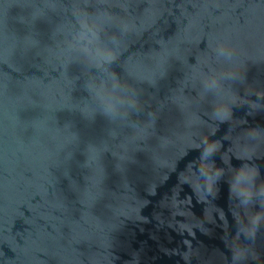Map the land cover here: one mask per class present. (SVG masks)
<instances>
[{
	"label": "water",
	"instance_id": "obj_1",
	"mask_svg": "<svg viewBox=\"0 0 264 264\" xmlns=\"http://www.w3.org/2000/svg\"><path fill=\"white\" fill-rule=\"evenodd\" d=\"M0 264H264V0H0Z\"/></svg>",
	"mask_w": 264,
	"mask_h": 264
},
{
	"label": "clouds",
	"instance_id": "obj_2",
	"mask_svg": "<svg viewBox=\"0 0 264 264\" xmlns=\"http://www.w3.org/2000/svg\"><path fill=\"white\" fill-rule=\"evenodd\" d=\"M215 144H210L207 148V152L211 153L212 151L215 150ZM204 170L205 172H210L211 170L206 166L204 165ZM252 175V173H246L244 171H241L239 174H238V177H237V180H238V186L240 188V192L239 194L241 196H243L246 200L247 199H250L253 195V193L247 188L245 187L243 184H240L239 182L243 179H246V178H249L250 176ZM207 186H208V190L209 192H211L212 190V181L211 179L208 180L207 182ZM259 220V217H256L255 220L253 221L254 223L257 222Z\"/></svg>",
	"mask_w": 264,
	"mask_h": 264
}]
</instances>
